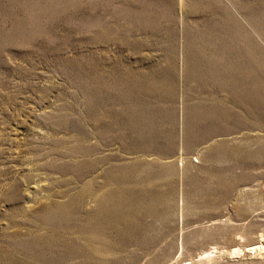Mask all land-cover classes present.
<instances>
[{"label":"rangeland","instance_id":"obj_1","mask_svg":"<svg viewBox=\"0 0 264 264\" xmlns=\"http://www.w3.org/2000/svg\"><path fill=\"white\" fill-rule=\"evenodd\" d=\"M113 163L147 198L124 226L34 216ZM258 244L264 0H0V264H264Z\"/></svg>","mask_w":264,"mask_h":264},{"label":"bare ground","instance_id":"obj_2","mask_svg":"<svg viewBox=\"0 0 264 264\" xmlns=\"http://www.w3.org/2000/svg\"><path fill=\"white\" fill-rule=\"evenodd\" d=\"M101 118H104V117H101ZM98 121H100V119H97V123H98ZM108 129L113 130L114 127L111 125H108ZM90 135H92V134L90 133ZM90 135L86 131L83 132L82 137L78 138V141L76 142V144H74L73 146L68 148V150L66 151L67 154L71 155V156L74 154H81L82 156L90 155L91 152L94 150V148L85 144V139H88V136H90ZM218 147H219V145H217V146L212 145L210 147L209 151H215L218 149ZM235 150H238V148L235 147L233 153L235 152ZM48 156H50V155L48 154ZM51 160L52 159H49V161L47 160L43 164V166L46 168L48 167L47 169L56 170L58 172L61 171L64 173H66L65 171H67L68 169L73 167L72 165H69V164H64V166L60 167V166L56 165V162L54 164L53 161H51ZM92 161H94V160H92ZM180 161H182V159ZM95 162H96V160H95ZM77 163H79V162H77ZM87 163H89V162H87ZM90 165H88V166H90ZM181 165H183V164H181ZM148 166H150V165H148ZM134 168H135L134 165L133 166L132 165H125V167H123V166L120 167L116 163L115 164L113 163V165L108 166V168H106L104 170V174H103L104 179L101 183L96 184L94 177L91 180L88 179L89 181L84 182L85 184L82 186V188L80 187V191L78 190V192H79L78 194H68L66 192L65 193L62 192L60 194V196H63V197L66 196V199H64L63 201L62 200H51L42 209L40 208L39 211L37 210V212L34 213L35 214L34 216L39 220V222L41 221L42 223H45V222L48 223V221H55L56 222V221H58V219H59V222H60V219H61V221H64V220H62L63 217L68 218L69 220L75 219L76 222L77 221H80L81 223L84 222V223H82L83 225H81V226L78 224V226H80V227L79 228L77 227L78 228L77 231L83 235V237H81V238H83L86 241L91 242V240L94 237V236H92L93 234L96 237H98L97 235H100V234H102V236H103L104 227H106V226L113 227V226H117V224H119V225L122 224V222L123 223L129 222L133 219V218L131 219V217L134 215V213H138L140 211L143 212L142 206H144V205L141 206V204L144 203L145 202L144 200L147 198L143 199L142 196L140 195L142 193H140V194L135 193L134 195L130 193L129 195H123L119 192V188H118L119 186H121V183H122V180H121L122 173L123 174L124 173L131 174V173H133V171L135 172ZM70 170H69V172H70ZM90 170H91V168H90ZM136 170H137V167H136ZM139 170H140V168H139ZM143 170H145V169H143ZM147 172L148 171H145L143 173H147ZM82 173L87 174V172H82ZM120 174H121V176H120ZM84 175L85 174H83L82 176H84ZM139 175L141 176V174H139ZM85 176H87V175H85ZM133 191L134 190H132V192ZM138 192H140V191H138ZM127 193H129V192H127ZM89 201L92 202L93 207L90 210H85V206ZM149 201H151V200H149ZM149 201H148V203L150 204ZM179 203L181 205H183L184 199L181 198L179 200ZM88 204H90V203H88ZM146 206H147V204H146ZM148 208H145L144 210H148ZM73 228H75V227H73ZM107 230H108V228H106V231ZM71 234H73V233H71ZM35 235H37V238H35V239L38 241L40 238H43L41 236V234H39V233L35 234ZM102 236L100 235L99 239ZM45 239H47V238H45ZM101 240H103V239H101ZM40 241H42V240H40ZM81 241H83V240H81ZM261 247L264 248V245L258 244L253 249H258ZM88 248H90V247H88ZM94 250H95V248H94Z\"/></svg>","mask_w":264,"mask_h":264}]
</instances>
